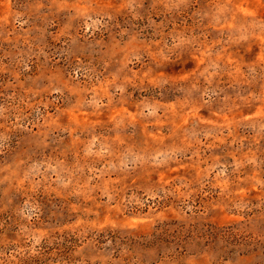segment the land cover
<instances>
[{
	"label": "rangeland",
	"instance_id": "obj_1",
	"mask_svg": "<svg viewBox=\"0 0 264 264\" xmlns=\"http://www.w3.org/2000/svg\"><path fill=\"white\" fill-rule=\"evenodd\" d=\"M0 264H264V0H0Z\"/></svg>",
	"mask_w": 264,
	"mask_h": 264
}]
</instances>
